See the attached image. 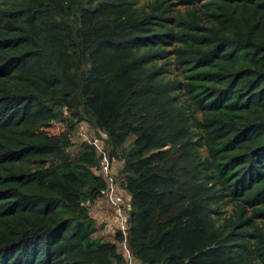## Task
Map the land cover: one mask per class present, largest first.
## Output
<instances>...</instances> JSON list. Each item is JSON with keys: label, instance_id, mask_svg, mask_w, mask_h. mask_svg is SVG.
<instances>
[{"label": "trees", "instance_id": "trees-1", "mask_svg": "<svg viewBox=\"0 0 264 264\" xmlns=\"http://www.w3.org/2000/svg\"><path fill=\"white\" fill-rule=\"evenodd\" d=\"M125 253L264 264V0H0V264Z\"/></svg>", "mask_w": 264, "mask_h": 264}, {"label": "rangeland", "instance_id": "rangeland-1", "mask_svg": "<svg viewBox=\"0 0 264 264\" xmlns=\"http://www.w3.org/2000/svg\"><path fill=\"white\" fill-rule=\"evenodd\" d=\"M65 129L64 125L62 124H53L51 126L50 129H48V131L50 132V134H59L61 132H63ZM95 133L93 130L89 129V127L86 124H81L78 127V130L76 131V133L73 136V143L75 144V146L72 148V152L73 154L77 152L78 150V145L80 144V140H90V137L94 136ZM99 139V138H98ZM95 139L94 143L98 146L100 152H103L104 147H105V142L103 140H98ZM109 159V157H108ZM107 163H109V161L107 160H103ZM122 164L120 162H118V160L116 158H114L112 160V162L109 163V179L110 181V185L111 188L116 187V185H113V177L116 176V174L120 171ZM113 197H116L117 200H125L126 198L124 197V195L118 190V192H114L113 193ZM101 207V208H100ZM115 211L116 209L113 210L112 206L105 200V198L101 201H99L97 204H95V207L92 211V216L93 218H98V216H101L102 219H105V221L110 220L111 222L107 225V230L112 231L114 230V228L119 224L121 226H123L125 224V219L127 217V215L122 216V218H114L115 215ZM123 212V211H121ZM126 212V211H124ZM121 214V213H120ZM120 221V222H119ZM124 223V224H123ZM112 232H116L112 231ZM100 236L102 235L101 233H99ZM119 247V251H121L122 253H124L125 251V246L124 245H118ZM125 257L130 261V264H135L133 261L131 263V259H130V255L128 253H125Z\"/></svg>", "mask_w": 264, "mask_h": 264}, {"label": "built area", "instance_id": "built-area-1", "mask_svg": "<svg viewBox=\"0 0 264 264\" xmlns=\"http://www.w3.org/2000/svg\"><path fill=\"white\" fill-rule=\"evenodd\" d=\"M114 159V158H113ZM112 159V160H113ZM104 160H107V161H109V163L110 162H112V161H110V159H108V158H105ZM109 163H107V162H105V161H103L102 160V162H101V164H100V170H101V172L105 175V176H107L108 175V173H109ZM110 187H109V191H107V197L109 198V200H110V202L112 203V205H113V207L116 209V212H115V215H114V218H122V214H123V212H121V211H123L121 208H120V205L121 204H123V202H124V200L122 201L121 199L120 200H117L116 199V197H113V193L115 192V188L113 187V188H111V186L112 185H109ZM101 208V207H100ZM121 213V214H120ZM100 219H101V216H100ZM111 220V219H110ZM110 220H108V221H105V219H104V221H105V226H104V231L106 232V233H110V232H112V231H115V229H116V231L117 230H123V229H125V224L127 223V220H128V217H126V219H125V224L123 225V226H121V225H117L115 228H114V230H112V231H109V230H107V225L111 222ZM120 222V221H119Z\"/></svg>", "mask_w": 264, "mask_h": 264}, {"label": "water", "instance_id": "water-1", "mask_svg": "<svg viewBox=\"0 0 264 264\" xmlns=\"http://www.w3.org/2000/svg\"><path fill=\"white\" fill-rule=\"evenodd\" d=\"M127 221H128V223H130V219H129V218H128V220H127Z\"/></svg>", "mask_w": 264, "mask_h": 264}, {"label": "clouds", "instance_id": "clouds-1", "mask_svg": "<svg viewBox=\"0 0 264 264\" xmlns=\"http://www.w3.org/2000/svg\"><path fill=\"white\" fill-rule=\"evenodd\" d=\"M129 218V217H128ZM127 223H128V221H127Z\"/></svg>", "mask_w": 264, "mask_h": 264}]
</instances>
